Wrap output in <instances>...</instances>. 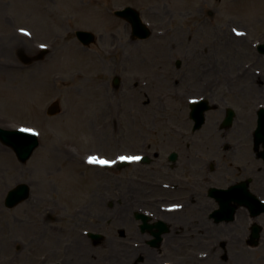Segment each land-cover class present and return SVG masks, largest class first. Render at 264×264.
I'll use <instances>...</instances> for the list:
<instances>
[{"label": "rangeland", "instance_id": "obj_1", "mask_svg": "<svg viewBox=\"0 0 264 264\" xmlns=\"http://www.w3.org/2000/svg\"><path fill=\"white\" fill-rule=\"evenodd\" d=\"M125 7L140 13L152 31L148 39L131 38L129 24L113 15ZM76 31L92 33L94 43L84 47ZM259 43H264V0H0V128L31 130L39 139L26 163L0 143V264H104L105 256L119 254L123 247L95 246L86 239L80 246L70 241L64 247L54 236L55 228L77 229L99 212L115 224V210L122 204L123 199L102 194L91 180L83 153L135 149L131 132L111 136L112 129L119 125L130 131L132 115H188L189 96L203 97L211 106L201 126L206 133L227 108L237 116L231 128L240 121L241 128H253L257 109L264 108ZM243 64L254 66L246 73L247 90L239 93L235 79H229L233 86L226 85L225 74L236 75ZM146 75L153 89L144 105L139 94ZM114 78L119 86L112 84ZM18 99L20 106L13 102ZM53 102L60 112L51 117L46 109ZM238 115L251 116L242 120ZM249 148L235 154V163L247 166L252 179L259 177L249 190L264 198V160L254 162ZM252 164L261 174H249ZM20 183L28 184L30 197L5 208L6 193ZM91 188L101 192L100 200ZM64 214L74 216L69 226L61 221ZM258 221L257 248L205 243L196 264H264V215ZM87 227L97 229L91 222ZM185 250L183 259L192 254Z\"/></svg>", "mask_w": 264, "mask_h": 264}, {"label": "flooded vegetation", "instance_id": "obj_2", "mask_svg": "<svg viewBox=\"0 0 264 264\" xmlns=\"http://www.w3.org/2000/svg\"><path fill=\"white\" fill-rule=\"evenodd\" d=\"M252 66L243 64L237 76L226 73L229 76L226 85L233 86L229 79H235V85L239 84L238 92L244 93L249 83L246 73ZM150 79V76H144L146 82H143V91L139 94L145 98L144 105L150 102L149 93L153 89ZM221 83V79L216 80V85ZM138 85L139 81H136L134 88ZM195 86H192V91ZM188 98L196 99L197 96ZM250 98L246 96L244 100L250 102ZM132 116L133 128L130 131L118 125L112 129L111 136L131 132L137 139L135 149L117 150L112 154L85 152L88 155L94 153L95 157L115 158L112 168L89 169L91 180L101 188L102 194L114 193L117 198L123 199V205L115 210V224L100 212L95 218L87 213L89 220L84 219V224L72 229L69 221H74V216L64 214L61 221L66 222L69 228L54 229V236L58 234V244L69 247L72 241L80 246L86 239L95 246L123 247L132 251L127 254L122 249L117 255L105 256L104 264H187L188 260L196 264L202 259L201 246L205 243L210 244L208 247L222 249L240 245L257 248L262 232L258 217L264 214L252 217L246 207L234 209L236 203L233 199L222 200L218 194L210 195L212 189L225 190L241 182L247 183L249 189L253 183H260L259 177L252 179L246 174L247 166L235 163V154L246 152L249 147H252L249 149L254 162L260 160L253 148L256 115L255 126L246 129L240 127L244 125L243 121H240L239 127H223L227 116L223 115L209 134L203 131V127H196L191 115ZM249 116L242 115L243 118ZM137 157L139 159H135ZM124 158L128 159L125 164ZM251 166L249 174H261L257 164ZM89 192L100 200L101 192L94 191V188ZM90 222L97 229H89L87 224L90 225ZM100 226L105 230L98 229ZM254 227L258 238H252ZM234 229H240L241 233L236 234ZM72 231L77 232V236H72ZM90 233L98 238H90ZM186 248L191 249L192 254L191 257L186 254L183 259ZM229 255L225 252L223 259L229 260ZM231 256L233 258V254ZM147 258L151 261L148 262Z\"/></svg>", "mask_w": 264, "mask_h": 264}, {"label": "water", "instance_id": "obj_3", "mask_svg": "<svg viewBox=\"0 0 264 264\" xmlns=\"http://www.w3.org/2000/svg\"><path fill=\"white\" fill-rule=\"evenodd\" d=\"M114 15L116 17L122 18L126 20L132 30V36L136 39H146L150 36V30L146 28V26L142 23L140 15L132 8H125L120 11H115ZM77 39L84 45L88 46L94 41V36L91 33L84 31H77L76 33ZM261 53H264V45L259 48ZM179 63V62H178ZM114 84H118V79H115ZM190 115H199L200 124L203 122V116L206 111L211 109V106L208 105L206 101L192 104ZM59 112L58 103H52L48 109L47 114L50 116L56 115ZM227 118L223 123L224 127L230 125L232 121V117L234 115L231 109H227L226 111ZM258 115V127L254 133V143L255 147L258 148L260 144L263 145L264 148V109H260L257 113ZM0 142L5 146L11 148L15 153L17 159L21 163H25L31 156L34 149L38 146V140L35 134L28 133L20 130H4L0 128ZM261 158L264 159V150L261 152ZM235 187L237 191H244L243 186ZM231 189V190H234ZM245 196L246 202L238 199V196L235 197L236 202L241 201L242 203L247 204L248 208L251 210H255L253 214H257L260 211H264V203L259 202L254 196L248 195V193L243 194ZM29 197V188L26 184H19L15 188L8 191L4 206L8 209H12L24 200ZM244 200V199H243ZM254 237L257 238V231H254Z\"/></svg>", "mask_w": 264, "mask_h": 264}, {"label": "bare ground", "instance_id": "obj_4", "mask_svg": "<svg viewBox=\"0 0 264 264\" xmlns=\"http://www.w3.org/2000/svg\"><path fill=\"white\" fill-rule=\"evenodd\" d=\"M13 102L15 103V105H19V106H20L21 103H22V100H21V99H18V100H14ZM124 251H126L127 254H130V253L132 252V251L129 250L128 248H124V249H123V252H124ZM142 251H143V250H141V252H142ZM141 252H140V253H141ZM147 261L150 262L151 259L147 258Z\"/></svg>", "mask_w": 264, "mask_h": 264}, {"label": "snow or ice", "instance_id": "obj_5", "mask_svg": "<svg viewBox=\"0 0 264 264\" xmlns=\"http://www.w3.org/2000/svg\"><path fill=\"white\" fill-rule=\"evenodd\" d=\"M25 35H27V33H25ZM21 131H25V129H21ZM33 134H35V133H33ZM135 159H139V158L137 157ZM88 162L89 163H93V162L104 163L103 161H96L95 158H90Z\"/></svg>", "mask_w": 264, "mask_h": 264}]
</instances>
